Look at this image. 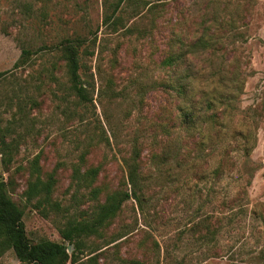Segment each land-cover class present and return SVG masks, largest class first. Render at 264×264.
<instances>
[{"label": "rangeland", "instance_id": "1", "mask_svg": "<svg viewBox=\"0 0 264 264\" xmlns=\"http://www.w3.org/2000/svg\"><path fill=\"white\" fill-rule=\"evenodd\" d=\"M104 1L0 0V182L23 212L29 242L62 243L58 228L65 217L91 210L89 189L77 190L71 177L80 158L85 167H100L94 186L102 200L111 191L128 189L123 160L136 145L146 177L142 210L128 200L100 237L86 241L75 264H264V224L250 217V212H264V0H160L163 26L150 9L153 0L137 11L138 2L125 3L116 31L102 23ZM204 30L220 36L210 57L216 76L235 81L228 82L232 96L216 107L225 124L222 129L214 125L213 132L251 126L254 145L244 159L250 166L241 158L232 178L221 182L191 179L188 138L183 128H169L179 103L171 85L187 70L197 72L187 94L199 98L198 89L214 69L205 68L210 58L195 48L179 67L159 64V52L172 35L193 42ZM77 37L86 40L79 70L85 100L70 90L65 63L54 49ZM22 46L34 54L29 64L18 66ZM225 91L219 88L222 95ZM155 136L177 138L171 148L175 158L163 164L152 160ZM162 147L167 151L165 143ZM36 158L42 180L54 175L51 199L64 209L49 218L25 196L36 175L31 170ZM246 183L247 215L226 212L232 220L223 221L215 239L197 242L205 232L199 223L211 217L210 226L217 228L218 204ZM0 264L20 263L9 249L0 254Z\"/></svg>", "mask_w": 264, "mask_h": 264}, {"label": "trees", "instance_id": "2", "mask_svg": "<svg viewBox=\"0 0 264 264\" xmlns=\"http://www.w3.org/2000/svg\"><path fill=\"white\" fill-rule=\"evenodd\" d=\"M150 1L114 0L113 2H108V0H105L102 23L116 31L122 21L120 13L123 4L138 2L137 11L140 6H144L145 2H148V5L152 3L150 9L156 10L158 22L163 26L166 20L165 5H162L163 3L161 4L160 0H153V2L149 3ZM160 28L163 29L164 27ZM128 31L130 32V29ZM219 39L220 36L215 34L214 30L211 33L204 30L193 42L187 40L184 42V39L172 35L167 42V49L159 52V55L162 56L159 64L164 67H179L185 62L188 54L192 55L195 53V48L200 49L197 52H206L210 58L215 55ZM173 42L177 45L176 49L173 47ZM85 43L86 40L83 37H77L64 39L54 47L56 52L59 53L61 60L65 63L70 90L83 100H85V91L80 81L79 70L80 50ZM87 52L86 47H84L83 53L89 54ZM31 54H34V52L22 46L21 56L16 65L29 64ZM208 62L209 64L205 68H214V71L212 70L206 75L205 80L208 83L206 82L205 85H202V89H198L197 95L199 98L190 97L187 94L193 88L192 82L196 79L197 72L192 73L191 70H187V76L181 77L179 80L174 81V85H171V88L178 95L179 103L175 107L177 115L171 120L169 128L173 132L183 128V132L188 138L190 145L188 155L193 154L189 163V169H192L191 179L199 182L209 181L213 178L215 181L221 182L224 179L232 178V174L237 171L238 161L241 158L244 160L250 157L254 145L251 142V126H248L246 131L234 130L229 133L218 130L213 132L214 125L222 129L225 124L223 121L224 113L222 111L217 113L216 107L217 105H222L224 100L232 96L228 93L230 87L228 82H231L232 79H225L222 76L217 77L216 75L219 74V71H215L216 66L212 65L213 59L210 58ZM222 67L223 62L219 64V69ZM215 78H218V80ZM233 82L235 81L231 83ZM220 87L226 88L227 91L224 92V95L219 93ZM229 106L226 104L227 108ZM176 120H178V124L174 122ZM158 130L162 133L164 130L163 125H159ZM169 137L170 135H168ZM236 138L241 141L232 143L233 141L231 140H236ZM164 143L167 145V151L162 150ZM176 143L177 138L173 139L171 137L170 141H164L162 138L153 137L151 141V148L154 150L151 154L152 160L157 164H163L165 158H175L176 152L173 154L171 148L175 149ZM216 146H218L217 150ZM213 156H216L217 159L214 163H211ZM142 158L141 151L134 145L129 155L123 160L126 168L125 185L128 189L111 191L102 200L99 197L101 194L100 189L94 186L100 174V167H85L83 165V157L80 158V166H72L71 177L76 184L77 190L89 189L87 192L88 200L92 201L93 204L88 212L80 210L78 215L65 217L64 225L58 228L62 243L49 240H41L37 243L29 242L22 221L23 212L9 197L5 183L0 182V254L10 249L20 264H75L78 256L87 248L86 241L93 237H100L103 230L111 226L113 220L117 218L128 200H134L140 210H142L143 203L146 201L144 187L146 177L141 173ZM243 163L244 166H250V163L246 160ZM31 170L36 175L34 180L29 182L25 191L27 200H36L34 208L44 218H49L50 214H61L64 211L63 207L51 199L55 185L54 175L49 174L45 180H42L39 174L40 169L37 158L32 162ZM247 186L248 184L246 183L234 195L220 201L218 205L222 214L219 213V216L214 221L217 224V228L214 229L210 226L211 217H205L199 223L205 232L197 239V242H211L214 240L216 233L223 227V221L225 219L232 220L231 217L227 216L228 213L232 217L240 216L241 218L247 215V205L249 204ZM251 215H253V219L259 220L264 224V212L259 215H256L255 212H250V217ZM239 222H242V220H238ZM154 245L158 246L156 241ZM68 246L71 247L70 252H68Z\"/></svg>", "mask_w": 264, "mask_h": 264}, {"label": "water", "instance_id": "3", "mask_svg": "<svg viewBox=\"0 0 264 264\" xmlns=\"http://www.w3.org/2000/svg\"><path fill=\"white\" fill-rule=\"evenodd\" d=\"M70 249H71V248H70V246H69V247H68V252H70Z\"/></svg>", "mask_w": 264, "mask_h": 264}]
</instances>
